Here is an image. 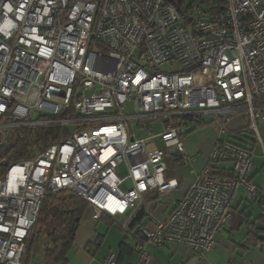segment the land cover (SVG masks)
Returning <instances> with one entry per match:
<instances>
[{"label":"built area","instance_id":"obj_1","mask_svg":"<svg viewBox=\"0 0 264 264\" xmlns=\"http://www.w3.org/2000/svg\"><path fill=\"white\" fill-rule=\"evenodd\" d=\"M170 65L178 70L164 72ZM133 105L134 113L125 114ZM245 117L252 142H224L163 221L129 224L156 192L171 204L169 159L191 168L189 121L227 130ZM147 138L131 133V121ZM264 0H0V136L59 127L39 156L0 179V264H25L49 195H77L104 215L123 217L134 264H155L150 247L182 244L200 262L232 221L235 194L255 201L254 161H264ZM256 147L263 152L256 154ZM233 165V178L214 175ZM124 165L126 175L120 177ZM111 252L103 264H119Z\"/></svg>","mask_w":264,"mask_h":264},{"label":"crops","instance_id":"obj_2","mask_svg":"<svg viewBox=\"0 0 264 264\" xmlns=\"http://www.w3.org/2000/svg\"><path fill=\"white\" fill-rule=\"evenodd\" d=\"M189 123L195 127L186 138L185 147L187 153L196 158V162L191 168H186L180 166L177 159L168 160L166 178L177 186L171 204L165 202L156 192H150L145 197L147 214H152L160 221L167 218L175 203L185 197L197 175L207 168L214 148L224 142H252V135H240L247 126L245 117L234 118L227 125V130L210 119L190 120ZM258 125L264 143V122H259ZM262 152L261 147H256L258 156ZM214 173L230 177L233 174V165L219 163L215 165ZM251 180L259 190L257 199L249 201L244 190L237 191L232 203V221L216 238V246L206 256L205 262H200L197 254L182 244H166L159 249L149 248L155 264H264V162L260 158L254 161ZM124 221L123 217L112 218L106 215L98 220L93 209L86 211L76 235V249L68 264H103L111 252L118 254L119 264H134L137 260L136 253L129 249L122 251V245L126 241L134 245V239L129 236L127 240L126 234L120 228ZM142 226L152 227L147 216L132 231L136 233ZM96 242L99 243L98 246H94Z\"/></svg>","mask_w":264,"mask_h":264},{"label":"trees","instance_id":"obj_3","mask_svg":"<svg viewBox=\"0 0 264 264\" xmlns=\"http://www.w3.org/2000/svg\"><path fill=\"white\" fill-rule=\"evenodd\" d=\"M97 1V0H91ZM59 127H46L40 129H22L14 133L6 146L0 136V179L15 163L31 160L39 156L60 137ZM244 134H241L243 136ZM218 175L219 173H214ZM220 176V175H218ZM224 179L233 178L223 177ZM90 205L77 195L66 192L49 195L37 223L39 232L46 231L51 246L46 251V260L49 264H68L76 249L75 240L80 229L81 220ZM36 227V228H37ZM129 240V236L126 235ZM98 242L94 246H98ZM135 252L134 245L123 243L122 251ZM29 253L25 264L28 263Z\"/></svg>","mask_w":264,"mask_h":264},{"label":"rangeland","instance_id":"obj_4","mask_svg":"<svg viewBox=\"0 0 264 264\" xmlns=\"http://www.w3.org/2000/svg\"><path fill=\"white\" fill-rule=\"evenodd\" d=\"M162 69L164 72H170L172 70L176 71L178 70V66L175 65L173 68H171V66L168 65V66L163 67ZM124 110H125V114L127 115H132L134 113L132 104L127 105ZM130 126H131L132 135L136 136L139 139L147 138L153 133L160 132L159 130L160 122H158L157 124H153V127L148 126L146 128L140 129V127L138 126V122L136 120H133L131 121ZM194 127H195L194 124L189 123L190 132L194 129ZM119 175L120 177H124L126 175V168L124 165L120 167ZM90 209L94 210V208L90 206L87 211H89ZM50 246L51 244H50L49 238L47 237V232L46 231L39 232V229L37 227L31 237V246H30V251H29L28 263L29 264H49L46 260V251Z\"/></svg>","mask_w":264,"mask_h":264},{"label":"water","instance_id":"obj_5","mask_svg":"<svg viewBox=\"0 0 264 264\" xmlns=\"http://www.w3.org/2000/svg\"><path fill=\"white\" fill-rule=\"evenodd\" d=\"M146 216V208L142 206L141 209L137 212L136 216L132 219L129 224V228L133 229L137 224L141 223Z\"/></svg>","mask_w":264,"mask_h":264}]
</instances>
